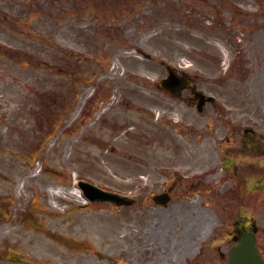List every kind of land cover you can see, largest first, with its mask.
<instances>
[{
	"label": "rangeland",
	"instance_id": "obj_1",
	"mask_svg": "<svg viewBox=\"0 0 264 264\" xmlns=\"http://www.w3.org/2000/svg\"><path fill=\"white\" fill-rule=\"evenodd\" d=\"M81 3L86 0H0V201L5 199L8 212L14 209L16 219L7 225L0 214V264H20L19 258L29 264H171L177 255L180 264H195L167 246L157 219L168 210L151 207L146 191H133L131 183V177L140 179L136 172L147 173L145 165L166 163L148 161L142 140L168 131L167 115H179L182 103L156 92L166 102L157 121L134 108L147 110L158 102L144 85L157 87L167 63L197 72V83L218 92L219 103L239 107L233 113L244 110L251 122H264V0ZM220 47L228 52L226 70ZM238 70L243 74L236 78L232 71ZM205 112L209 116L201 120L211 121V107ZM180 114L194 119L189 111ZM123 115L132 129L123 130ZM181 123L171 127L178 131ZM202 130L195 153L218 166L219 148L209 140L215 135ZM32 152L40 156L38 165L24 159ZM41 164L52 168L34 175ZM194 167L190 162L182 169ZM78 178L130 194L136 202L116 207L78 199L70 190ZM52 187L72 194L49 193ZM184 208L187 214L189 206ZM251 214L262 216L260 209ZM29 218L30 228L23 227ZM181 226H175L178 233ZM78 257L86 260L77 263Z\"/></svg>",
	"mask_w": 264,
	"mask_h": 264
},
{
	"label": "flooded vegetation",
	"instance_id": "obj_2",
	"mask_svg": "<svg viewBox=\"0 0 264 264\" xmlns=\"http://www.w3.org/2000/svg\"><path fill=\"white\" fill-rule=\"evenodd\" d=\"M243 128V137L240 142L236 143L240 144V146L235 151V154L236 156H240L241 161L246 160V163L250 165V169L249 167H245L244 184L250 190L264 191V137L263 139L255 137L256 133L248 122L244 123ZM227 129L229 134H232L235 132V125L231 123ZM232 140L235 141L236 138H232ZM241 230L242 227L236 229L237 232Z\"/></svg>",
	"mask_w": 264,
	"mask_h": 264
},
{
	"label": "water",
	"instance_id": "obj_3",
	"mask_svg": "<svg viewBox=\"0 0 264 264\" xmlns=\"http://www.w3.org/2000/svg\"><path fill=\"white\" fill-rule=\"evenodd\" d=\"M84 187L87 189V194L90 196V198H93V199L96 198V199H99V200L112 199V197L115 198L114 195H112L111 193L95 189L92 186H89V190H88V188L86 186H84ZM249 250H250L249 253L247 252L246 254L240 256L242 260H244L246 258L248 259V256H252L254 254L253 245L250 246ZM237 261H238V264H243L241 262V260H237ZM257 263L261 264L259 260L257 261Z\"/></svg>",
	"mask_w": 264,
	"mask_h": 264
},
{
	"label": "bare ground",
	"instance_id": "obj_4",
	"mask_svg": "<svg viewBox=\"0 0 264 264\" xmlns=\"http://www.w3.org/2000/svg\"><path fill=\"white\" fill-rule=\"evenodd\" d=\"M62 192H64V190H61V191H60V193H62ZM85 260H86V258H80V257H78V258H74V261L77 262V263H79V262H83V261H85Z\"/></svg>",
	"mask_w": 264,
	"mask_h": 264
}]
</instances>
